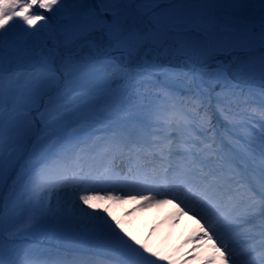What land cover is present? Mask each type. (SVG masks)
I'll use <instances>...</instances> for the list:
<instances>
[{"label":"snow or ice","instance_id":"obj_1","mask_svg":"<svg viewBox=\"0 0 264 264\" xmlns=\"http://www.w3.org/2000/svg\"><path fill=\"white\" fill-rule=\"evenodd\" d=\"M224 2L235 3L236 0H0V98L4 95V36L11 30L14 22L22 21L23 35L12 37L8 41L12 51L22 50L37 32L48 29L51 34L52 24L55 23L60 26L68 43L80 42L89 49L98 47L99 41L111 52L133 55L171 42L178 44L190 57H207L229 46L231 38L238 34L235 27L237 22L219 15L211 7ZM255 2L259 4V8L254 9L251 19L243 24L249 30L245 33L251 44L249 53L259 51L260 55H250L249 58L238 60L229 66L216 64L208 73L209 90L206 91L198 84L196 96H210V90L216 84H222L216 94L217 99H220L225 88L236 86L231 83L232 80L255 75L257 67L260 78L264 80V0ZM189 5L201 7L192 9ZM24 25L27 27H23ZM140 67L141 71L136 75L145 78L142 83H150L148 78L154 73L149 70L148 65ZM124 75L128 73L125 71ZM188 115L195 119L192 113ZM148 116L151 124L157 126L154 129L158 133L155 138L147 139L143 129H113L111 145L101 154L99 168L87 173L82 169L76 170V165L70 162V154L74 148H62L63 141L51 139L43 154L31 165H26L28 171L18 172L9 184L6 201V177L11 176L15 170L16 159L15 153H9L7 161L5 160L4 117L0 111V264H6L3 259L4 232L10 216L6 218L5 210L11 212L16 207L13 204L9 209V202L14 201L17 188L21 185V199L27 197L30 210L42 214H55L57 209L53 208V197L71 188L73 194L77 195V202L74 203V211L66 218L89 225L94 231L113 241L125 258L123 264H159L156 258L158 254L137 239L111 211L101 209L92 202L94 198H101V191L105 194L103 198L107 199L138 200L137 208L140 209L166 205L171 198V202L177 204V217L187 210L204 221L201 225L203 230L194 239L206 238L213 241L212 248L220 253L224 264L235 260L234 253L219 233L224 226H235V222L243 220L256 207L259 208L258 214L264 217V191L260 192L261 198L254 204H249L242 194L230 196L225 202L219 181L210 178L213 176L210 169L205 171L209 168L207 157L203 156L205 149L197 147V139L188 131L193 128L202 134L201 129L182 116H165L159 109H153ZM62 119L64 114L58 113L52 123ZM55 135L50 134L52 137ZM61 148V151H57ZM51 155H55V159L49 165L45 161ZM261 155L264 156V149L261 150ZM41 164L44 167H40ZM89 181L93 185L103 183L107 188L85 187ZM221 208L226 211L214 222L211 216ZM221 220L223 224L220 223ZM12 238L10 235L9 239ZM214 259V256H210L203 264H213Z\"/></svg>","mask_w":264,"mask_h":264},{"label":"trees","instance_id":"obj_2","mask_svg":"<svg viewBox=\"0 0 264 264\" xmlns=\"http://www.w3.org/2000/svg\"><path fill=\"white\" fill-rule=\"evenodd\" d=\"M188 7L197 9L201 6ZM211 7L217 10L219 15L237 22L235 27L238 34L231 38L232 43L207 57H190L178 44L171 42L156 45L154 47L157 48L162 64L157 66L154 49L146 52V56L153 61V67L149 68L154 73L148 78L150 83L141 82L145 78L136 75L141 69L129 67L123 55L113 54L97 58L92 49L85 46L76 57L66 58L48 52L44 58H36L17 65L18 55L34 52L36 47L46 48L41 44L43 40L39 39L45 36L44 34L50 35V31L45 29L40 31L41 34L37 32L36 40L30 41L13 56L11 53L14 51L10 50L8 41L23 34L22 21L14 22L11 30L4 36L3 68L8 69L3 72L4 95L0 98L2 105L0 111L3 112L4 130L7 129V124L13 122L12 119L20 108L23 116L20 117L15 131L24 138L16 141L19 147L15 155L16 168L11 176L6 177L5 200L7 201L9 195V184L16 178L17 173L27 172L26 165H31L43 154L51 139L63 141L62 148H74L70 159L74 158L77 149L79 150L77 155L81 159H86L92 149L100 153L109 149L113 129L126 126L137 119L150 121L148 113L153 109H159L163 113L167 111L177 113V117L182 116L200 128L202 134L193 128L188 129L198 143L208 141L211 126L220 124V127L225 128L235 155L239 159L249 157L259 149L264 142V80L261 78L252 79V82L243 79L232 80L231 83L236 86L225 88L220 99H217L216 94L222 84H216L210 90V96L199 97L195 95L196 86L199 84L206 91L209 90L208 73L216 64L199 69L187 61H181V57L186 56L196 64H205L215 57L232 54L236 50L249 49L251 44L245 35L249 30L244 28L243 22L251 19L253 10L259 8V4L255 0H236L235 3H217ZM52 26L56 31L59 28H56L55 23ZM76 48L77 46L72 50ZM97 50L101 55L111 52L99 41ZM145 50L130 56L132 65L141 64ZM250 55L259 56L260 53L255 51L251 54H242L240 57L245 59ZM109 61L112 63H108ZM106 63L108 66L105 67ZM125 71L128 75H124ZM26 106H30V109ZM58 113H63L64 119L52 123ZM188 113H192L195 119ZM214 113L218 114L221 120L215 118ZM30 126L34 127L32 132L29 131ZM52 133L56 135L50 136ZM9 147H11L9 142L4 143V150H8ZM62 148L57 151H61ZM54 159L55 155H51L45 163L50 165ZM40 167H44V164ZM256 176L260 190L264 191V157L257 166ZM22 192L21 185L17 188L14 201L9 202V209L13 204L16 207L11 212L5 210L6 218L10 216L4 232L3 259L6 264L22 262L56 264L60 259L64 261L70 259L71 251H74L77 257L83 258L89 253L94 241L99 238L101 242L97 253L105 263H109V258L117 257L121 253L113 241L94 231L91 226L66 218L74 211V204L60 217L53 218V213L31 211L27 205V197L21 199ZM111 212L116 216L118 209ZM121 223L134 235L139 233L140 226L133 229L132 225H127L123 221ZM10 235L12 239H9Z\"/></svg>","mask_w":264,"mask_h":264},{"label":"rangeland","instance_id":"obj_3","mask_svg":"<svg viewBox=\"0 0 264 264\" xmlns=\"http://www.w3.org/2000/svg\"><path fill=\"white\" fill-rule=\"evenodd\" d=\"M55 25L57 26L56 28H58V27L60 28V26L58 24H55ZM59 28L56 31V29L53 28V26H52L51 34L50 35L44 34L45 36H42L39 39V40L44 41V42L42 41L41 44L46 46L45 49H43V46L38 47V48L36 47L37 49L35 48L34 52H25L21 55H18L17 56L18 60L16 63L18 65H20L24 62H29V61H32L36 58H42V57L44 58V56H47L48 52L55 53V54H58L62 57H66V58L78 56L84 47L83 45L81 46L82 43H80V42L75 43V44L68 43L65 39V36L62 34L61 29H59ZM40 34H41V32H40ZM39 35H37V36L39 37ZM35 37H36V35L33 37V39L31 41H35L36 40ZM76 46H77V48L75 50H72ZM31 50H32V48L29 49V51H31ZM245 50L246 49H241V50H236V51L239 52V51H245ZM92 51H93V53L99 52L97 50V47L93 48ZM236 51H234L233 54H230V55H232V58L230 55L218 56L215 61H212L213 63L209 62L210 64H208V66H211L213 64H224L225 66L233 65L236 60L243 59L242 57H240V55L250 54L249 52L237 54ZM16 52L17 51H14L13 53H11V55L13 54V56H15ZM120 53L124 56L125 59H126V57L129 58L131 56L126 52H120ZM184 57H186V56H184ZM45 58H48V57H45ZM247 58H249V57H246L245 59H247ZM226 59L228 61H226ZM143 61L145 62L148 60L143 59ZM241 79L246 80L248 82H252V79H260L258 69L256 70L255 75L247 76V77H244ZM22 115H23V113L20 110H18V113H17L13 123L9 124L10 125L9 131L11 133L9 135L4 136L5 141L10 142L12 144L11 153H16V151H17L16 140L18 138H22V139L24 138L22 135H20L19 133H17L14 130V127H16L18 125L20 117ZM8 156H9V154L5 157L6 161H7ZM84 186L89 187V188L96 187L98 189H101L100 185L95 184L93 186L91 181H89ZM103 188L106 189L107 185L104 184ZM70 191L71 190L68 189V191L66 193H69ZM62 193L64 194L65 192H60V194H62ZM104 195H105L104 192L101 191L100 192L101 198H94V200L96 199L97 201H100V203L102 201H105V203H107L109 208L112 204H115L116 201H119V200H114V199L103 198ZM128 201L131 202V204L133 203L134 204L133 206L135 208H137V205L139 204L138 200L137 201L125 200V201H121V204H115L113 206L117 207V206H120L124 203H128ZM67 203H68V201H67ZM102 205H100V208H102ZM137 209L138 210H137V212H135V214H130V216H128L127 218L132 217L135 222L136 221L140 222L141 220H143L145 218L147 220L146 226L149 229L151 228V231H152L153 226L161 225L163 227L162 236L165 237V243L166 242L168 243V247H173L176 244L183 245V243H184L185 246L187 245V247L185 248V251L187 252L186 254L188 256H196L197 257V258L192 259L195 264H203V262L207 258H209L210 256L216 257L217 251L215 249H213L212 246H210L211 248L207 247V245H210V244L207 242L206 238H202L199 240L194 239L203 230L201 228V225L204 224V223H202V220L199 217L195 216L194 214L189 215V214H186L185 212L183 215H180L177 217V215H176L178 212L177 204L172 203L171 198H169V203L166 205H161L159 207L154 205L152 208H147V209L137 208ZM221 210L219 212H214L212 214V216H211L212 220L221 217L222 213L225 212V211H223V210L221 211ZM220 223L223 224L224 222L221 220ZM244 226H246L245 223H241V222L237 221V222H235V226H232L230 228L240 230ZM226 227H228V226H224L222 231H220V233H219L222 237L227 234L226 232H224V228L226 229ZM157 235H160V234L157 233ZM256 237H257V234L250 232L249 234H245V235L239 237L238 239L231 241V243L228 244L231 251L235 255V260L232 261L234 264H238L237 260H239L240 258L242 259V258H256L257 257V255L255 253H253L254 251H252L251 248H249V246L252 245L251 240H255ZM217 242H219V241H217ZM197 245H199V247H197ZM217 246H219V244ZM241 248H243V250H246V252L245 251L241 252L240 251ZM262 258L264 259V256ZM245 263L248 264V262H245ZM255 264H259V262L255 263Z\"/></svg>","mask_w":264,"mask_h":264},{"label":"water","instance_id":"obj_4","mask_svg":"<svg viewBox=\"0 0 264 264\" xmlns=\"http://www.w3.org/2000/svg\"><path fill=\"white\" fill-rule=\"evenodd\" d=\"M81 46H82V44H81ZM236 53H239V52H236ZM199 67L204 68L205 66H199Z\"/></svg>","mask_w":264,"mask_h":264}]
</instances>
